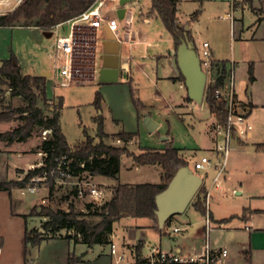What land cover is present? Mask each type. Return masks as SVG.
Listing matches in <instances>:
<instances>
[{
	"label": "rangeland",
	"instance_id": "obj_1",
	"mask_svg": "<svg viewBox=\"0 0 264 264\" xmlns=\"http://www.w3.org/2000/svg\"><path fill=\"white\" fill-rule=\"evenodd\" d=\"M23 1L24 0H0V14L13 11ZM152 1L153 0H132L128 2L130 6H134L136 2H139L141 6L144 5V12H148L152 6ZM207 1L208 0H206V2ZM228 1L232 2L233 0ZM206 2H204L205 9L203 10H200L202 6L192 2L184 3L181 10L183 15H188L195 8L196 10H199V19H192L187 16L189 18V23L187 25H189L192 34L194 33L195 45L199 51L198 53L202 52L203 42L207 40L210 42L211 46L217 50L218 54H221L224 58H228L230 61H232L233 58L237 59L239 62H237L235 68L229 65L230 72L226 81L227 89L231 90L233 86L240 98H243L246 101L250 100L257 104H264V22L256 31L254 38L251 37L241 40L237 39L238 37L235 35L236 39L234 41V37H232L233 34L231 35L232 28L230 20L219 17L220 14H224L225 7L217 9L214 6L211 7ZM237 2H246L248 4L245 9L242 8V6H239L235 12V16L245 27L251 26L257 19L253 11L256 10L254 7H259L257 8V12L261 18L264 17V5L261 6V3L264 2V0H237ZM117 5V2H111L108 7L110 8ZM224 5L226 4L224 3ZM139 13L140 11L138 9L133 11V15L136 18L134 24L135 27L140 24ZM110 15L118 17L117 13L114 12H111ZM118 21L121 25L123 34L124 19L118 17ZM159 21L161 22L162 19L159 18ZM157 23L158 22L152 27H149L146 24L143 25L145 29L153 31L151 39L154 38L155 34L161 32L156 28ZM103 29L104 28L99 31V36L97 38V58L95 65L97 78L95 80H90V82L87 83L72 84L66 87H57L55 84V77H50L49 83L47 84V93L50 101L48 103L49 107L46 109L45 113L51 114L50 109L58 105L60 96L63 97L64 104L61 111L60 123L68 144L71 147L76 146L86 139L87 134L95 137L96 142L99 141L97 136L99 128L95 119L101 118V116L98 115L99 111L93 105V101L95 99L96 91L101 90L104 96V105L101 110L106 117L104 124L105 131L116 130V123L114 119L111 118V116H116V118H123V123L126 125L127 130L138 135L139 143L142 146L155 148L153 146H158L157 144H159V142L162 144V136L169 134L173 146L188 147L193 150L194 154L193 157L189 159V165L196 173L203 176L205 185L210 191V195L214 197V201L209 202V205H207L206 200V205L207 207L209 206L208 208L212 210L217 218L231 217L234 215L231 220L237 225L238 219L242 218H239V216H242L246 210L255 209V207L260 208V206L264 207V178L262 177L261 179L263 180L259 182V178H257L250 168H240V166H237V162L239 164L238 158L240 157L238 152H235L237 151L236 147H238L236 141L237 138H232L230 141L226 171L222 174L218 187L213 188V190L211 188L214 177L218 173L217 170H209L208 168L205 170H197L195 168L196 160L200 159L203 155L210 156L211 153L208 147L213 144V141L208 135L205 123H212L214 121V116L212 115L205 99L203 102L196 101L192 104V116L194 115V117L197 118V122L191 120L190 116L186 118V121H182L179 118L178 109L177 116H163L160 111L157 109L154 110V113L160 114L162 126L158 127L153 135H150L147 128L144 126V122H140V120L138 122L137 114H133V112L136 111L134 97L140 96L143 99L148 92L153 91L152 84L145 74H134L136 79L137 77L140 79L141 91L139 95H134L130 89L121 86L114 88H101L102 85H100L98 75L101 66V48L102 43L105 40ZM69 30L70 23H65L58 33L67 34ZM167 32L168 31L165 33ZM58 33H54L52 37H47L41 29L35 27H18L15 29L14 36L8 35L6 42L11 49L10 54L12 56H17L16 54H18L19 58H22V62L26 65L24 67L25 70H32V68L36 67L35 64L37 61L43 60L47 67L56 72L53 67L54 57L49 53L52 54L55 51L54 44ZM2 41L0 34V42ZM139 49L140 50L135 53L140 55L148 53V51L154 53L157 50L154 43L148 50L145 49L144 45ZM139 61L148 63L149 60L148 58H145L139 59ZM249 64L254 65L257 80L250 81L249 79H246V76L248 77L247 69ZM146 70L151 74L150 66H146ZM39 73L42 75V71ZM125 77L127 78V76ZM207 77L208 85L209 82L214 80L215 74L207 71ZM3 87L9 89L11 92L8 86ZM176 90L177 101H180L183 96L182 94H184L186 90L181 88L179 83H177ZM24 105H26V102L22 96H6L1 103L0 111H12L14 108ZM39 105L45 108L41 98H39ZM154 105L157 107L162 106L159 102H155ZM19 117L20 113H16L13 114V117L10 120H0V135H4L0 136V145H5L6 143L7 145H9V143H20V141L9 142L7 140V134L19 125H22L23 121ZM247 121L252 124L253 131H258L259 137L257 140L264 143V106L254 109L250 115L247 116ZM189 123H192L194 127L190 126ZM42 130L43 129L36 127L33 131V135L24 141L27 143L18 150L23 153H36V157H38L37 162L43 160V156L40 155L41 149L38 148L44 140ZM241 139L244 140L246 138L243 137ZM105 142L132 151L130 148L131 145L128 146L129 144H126L124 141L118 142L115 138L111 137L107 138ZM218 142L224 143V136H220ZM252 142L253 141L250 142V148L245 150L251 163H253L256 147ZM257 151L262 152L263 150L257 148ZM196 156H198V158ZM26 169L27 168L23 167L17 168L15 173H17V175H23ZM74 182L75 179L71 177H64L63 179L59 178L58 182H56L54 177L50 176L46 183L39 184V191L37 193L29 192L26 195L21 194L18 187H12L11 192L15 195L13 201L14 205L21 206V212L31 215L27 217V222L23 216L11 218L9 204L6 201H3L2 198L0 199V239L3 248L0 264H30L29 261L31 259L32 262L34 261L32 264H42L44 261L39 262L40 257L43 258L47 254L60 249V242H46L42 247L39 245L42 241L38 244H26L24 241L25 225L27 223V228L29 230L42 229L43 223L48 217L45 215H39V211L46 212L47 209H63L69 211L71 204L74 205V210L76 212L87 213V211L83 210L86 209L87 202L77 199L75 194H73V189L75 188ZM258 186L261 188L259 189ZM261 189L262 193L259 191ZM255 195L260 197H254ZM43 200L46 201L43 202ZM193 202L194 200L192 203ZM192 203L188 207V212L181 216V222L190 224L189 230L194 233V242L188 246L183 234L185 232L183 231L173 234V232H170V225H167L162 236L163 249L168 250L171 245L179 244L183 247L184 253L191 255L195 254L199 249L203 250L206 242H211V240H213L215 233L213 230L210 232L207 231L206 216L194 208ZM88 219L95 223L101 220L99 216L88 217ZM255 219L256 224L261 225L260 223L264 222V212L256 211ZM116 225L118 226V224ZM211 225L214 227L213 221ZM67 231L68 230L63 229L58 232L56 236H66L68 235ZM74 233L75 232H72V234ZM211 233L212 238H209ZM47 235L49 236L51 234L48 232ZM218 235L219 233H217L216 237H218ZM129 242H131L130 239ZM115 244L118 245V242L116 241ZM152 244L160 245V239L154 237L146 242L144 246L145 255L149 254ZM99 247L100 246H96V248ZM110 247V244L107 245L106 250L110 249ZM119 247L120 246L118 245V248ZM119 252L121 251L119 250ZM130 260H132V256L127 254L123 260V264H128Z\"/></svg>",
	"mask_w": 264,
	"mask_h": 264
},
{
	"label": "crops",
	"instance_id": "obj_2",
	"mask_svg": "<svg viewBox=\"0 0 264 264\" xmlns=\"http://www.w3.org/2000/svg\"><path fill=\"white\" fill-rule=\"evenodd\" d=\"M187 2H192L194 4H199L202 6L200 10L205 9L204 2L206 0H177V14L179 17V22L182 26H185L189 23V17L192 18L193 14L196 11V8L189 13L188 15L182 14V5ZM206 3H208L211 7H216L217 9H221L222 7H225L224 14H220L219 17H222L223 15H226L229 11H231V2L228 0H208ZM224 3L226 5H224ZM136 5H140L139 2L135 3ZM264 5V2L261 3V6ZM144 5H140L139 7H136L134 10L138 9L140 11L139 13V21L140 24L135 27L134 24L136 22V18L133 15V19H128L126 21L124 19V31L122 34V37L120 39L114 37V35L109 31L107 27H103V31L105 34V40L102 43L101 48V66L99 70V82L101 88H114V87H124L130 89V91L134 95H139L141 91L140 86V79L137 77H134V74H145L147 79L151 82V86L153 88L152 92H148L146 96L142 99L140 96L134 97L136 111L133 112V114H137L138 122L140 120L144 122L145 117L150 116L155 122L158 123V127L162 126V120L160 119V114H156L153 111L158 110L160 113L168 116H177V109L179 110V118L182 121H186V118L190 116L191 120H194V122H197V118L192 116V104L196 102L197 100H188V90L185 85V80L183 79V73L179 67L178 60H177V48L176 43L173 35L168 31L166 28L163 20L159 21V16L154 13L152 10V6L148 12H144L143 10ZM256 10H253L257 19L255 23H253L249 27H245L242 22H239L238 18L235 16L234 19H228L231 23L232 32L231 35L234 37L235 41V35H237V39H248V38H254L256 31L260 28L261 24L264 22V17L259 18V13L257 12V8L254 7ZM236 12V11H235ZM184 13V12H183ZM120 16L123 18L124 12H120ZM200 14L198 15L199 19ZM223 18V17H222ZM161 19V18H160ZM156 22L157 23V29L161 31L159 34H155L154 38L151 39V35L153 34V31H149L143 27L144 24L148 25L149 27H152ZM18 27H35L38 29L43 30V33L47 31L46 29L40 27V26H0V34L2 37V42H0V60L6 61L11 59L12 55L10 54V47L9 44H7V37L8 35L14 36L15 29ZM102 30L99 29L97 31H90L89 33H96L99 36V31ZM164 30V31H163ZM167 33H165L166 31ZM122 31V30H121ZM238 31V32H237ZM194 41V33L192 34ZM204 42H209L205 40ZM203 42V44H204ZM155 44V47L157 50L154 53H145L143 55H140L138 53H135L136 51L140 50L139 48L144 45L145 49L148 50L152 44ZM98 44V43H97ZM210 44V42H209ZM97 46V45H96ZM210 50L212 53V57L217 60H227V67L230 72L229 65L233 68L236 67L237 62H239L237 59L233 58L232 61H230L228 58H224L221 54H218L217 50L213 48L210 44ZM51 52V51H48ZM199 52V51H198ZM91 51V57L92 56ZM52 57H54V68H55V51L51 54ZM17 60L21 66L23 74H32V75H41L39 72H49L51 75L47 78V84L49 83L50 77H55V72L51 70V68L47 67L46 63L44 61H37L36 67L32 68V70H25L24 67L26 66L24 62H22V58L20 59L18 54H16ZM78 61H89V54L86 50V46L81 44L80 46V54H78ZM97 55V54H96ZM20 60H19V59ZM148 58V63L139 61V59H145ZM230 62V63H229ZM250 65V64H249ZM146 66H150L151 74L148 73L146 70ZM249 69V67H248ZM247 69V72H248ZM134 70V71H133ZM254 74H256V69L254 67ZM127 76V78L125 77ZM255 80H257V76L255 75ZM228 79V77H227ZM226 79V81H227ZM246 79H249L246 76ZM250 80V79H249ZM56 81V79H55ZM177 83H179V86L181 88H184L186 91L184 94H182V99L180 101H177ZM101 92V90H99ZM102 93V92H101ZM221 93L226 97L227 100L234 103V107L237 110V112L245 114L246 116H249L250 113L254 110L259 108L260 106H264V104H257L250 100L246 101L243 98H240L239 94L236 92L234 87L232 86L231 90H228L225 86L221 89ZM103 95V94H102ZM60 98L63 97L60 96ZM205 99V98H204ZM204 101V100H203ZM202 101V102H203ZM155 102H159L162 104L161 107L155 106ZM104 103V96L102 99L101 107L97 108L94 104V106L98 109L99 114L103 120V123L105 124L106 117L104 115V112L101 110ZM154 103V104H152ZM64 104V102H63ZM251 104L254 106L251 107ZM209 107V106H208ZM110 113V111H109ZM213 115V113H212ZM214 116V115H213ZM95 117V116H94ZM116 123V130L115 131H104L108 134V136L105 138H115L116 140L119 139L116 134L125 131V132H131L127 130L126 125L123 123V118L120 117H113ZM96 120V119H95ZM206 128L208 131V135L210 139L213 141V144L208 147L210 151V158H211V165H209L208 169L217 170L216 163L220 159L219 153L217 151V142L220 137V135L216 134L215 126L217 124V119L214 116V121L207 122ZM190 126L194 125L192 123H189ZM145 126V125H144ZM146 127V126H145ZM158 127L153 131L149 132L150 135H153L155 131L158 129ZM258 131L252 130L251 133L246 137V139L242 140L241 138H237V146L235 152H238L239 154V164L237 162V166L240 168H250L253 173L259 178V182L262 181V177L264 178V151L259 152L257 151L258 144H264L261 143L258 139ZM162 144L159 142L157 144L158 146L154 149L163 150L168 144L172 143L171 138L169 134H166L165 136H162ZM123 141V140H122ZM256 145L255 147V156L253 157V163H251V160L247 157V153L245 150L247 148H250V142ZM125 142V141H124ZM27 142H20L18 144L15 143H7L4 145H0V181H7L9 180L10 176L15 173V170L17 168H28L30 164H36L38 163V157H36V153H23L19 148L25 145ZM126 144H129L131 150L135 153H141L144 148H148L146 146H142L139 143L138 135H135L131 140L125 142ZM134 148H133V147ZM180 149V154L188 161L189 165V159L193 157V150L188 147H177ZM237 156V154H236ZM198 158V156H196ZM190 167V165H189ZM191 168V167H190ZM192 169V168H191ZM193 170V169H192ZM164 174V170L161 164L159 163H147V164H140L131 156L128 155H122L121 156V164H120V171L116 178L104 176V175H95V181H97L99 184L104 185L107 187L109 191L112 192V195H114L115 187L118 184H129V185H136L139 183H160L162 181V177ZM200 175V174H199ZM202 178L203 176L200 175ZM203 184L204 178H203ZM212 190L215 188L214 181L212 182L211 186ZM260 189L261 187L258 186ZM208 190V189H207ZM209 191V190H208ZM260 193H262V189L259 190ZM238 193V192H237ZM14 193L7 191V190H1L0 191V199L2 198L3 201H6L10 208V217L15 218L19 216H23L24 214H27L25 212H21V206L14 205ZM254 197H260V196H254ZM214 201V197L211 195L210 202ZM15 208V209H14ZM195 208V207H194ZM20 209V210H19ZM210 210V209H209ZM212 213V221L214 222V228L212 229L215 235L213 236V240H211L210 244L213 248H221V247H227L229 249V256L228 258L223 262V264H264V222L260 223L261 225L256 224L255 219V212L260 211L264 212V207L256 208L255 209H248L246 212L242 214L241 219H238V224H234L233 220H225L226 218L230 217H223V218H217L215 214L210 210ZM188 212V208L181 214L175 215L171 218L169 224H166L164 227H161L157 216L154 218H146V217H133V216H123L119 218L114 223L113 232L110 234V240L109 243L104 244H95L92 247H88L85 243L79 241L76 242L73 238H69L66 236H56V237H50L46 238L45 240H42V242L39 244L41 247L47 242H60L59 244V250H55L52 253L47 254L43 258L40 257L39 262H43L42 264H123V260L117 261V255L118 254H124L125 257L127 254L132 256V260L128 262V264H136V253L135 249L140 244L142 245V258L144 259L147 255L144 254V246L149 239H152L154 237H157L160 239V245L158 244H152L150 249L153 246H160L161 248L163 245L162 236L164 234V229L167 225H170L171 230L170 232H173V228L178 226L181 227V231L179 232H173V234H177L180 232H185L184 238L188 246H190L194 240V233L190 232L189 227L190 224L186 222H181V216ZM234 216V215H232ZM231 216V217H232ZM27 222V221H26ZM180 223V224H179ZM118 224V226L116 225ZM27 223L25 225L24 230V241H25V234L27 229ZM217 233H219L218 237ZM221 233V234H220ZM216 237V238H215ZM209 238H212V233L209 235ZM129 239L131 242H129ZM118 242V245L120 246L118 248V245L115 244V242ZM116 245L117 248V255H114L110 249L106 250V246L110 244ZM96 246H100L99 248H96ZM2 241L0 239V261L2 258ZM119 250L121 252H119ZM166 250V249H165ZM168 250H177L183 252V247H181L179 244L171 245ZM250 251V257L247 258L245 251ZM203 250L199 249L195 254L201 253ZM124 257V258H125ZM37 261V262H38ZM30 264L34 263L32 262V259L29 261Z\"/></svg>",
	"mask_w": 264,
	"mask_h": 264
},
{
	"label": "trees",
	"instance_id": "obj_3",
	"mask_svg": "<svg viewBox=\"0 0 264 264\" xmlns=\"http://www.w3.org/2000/svg\"><path fill=\"white\" fill-rule=\"evenodd\" d=\"M93 0H24L13 11L0 14V26H40L50 30L55 24L73 19L85 11ZM152 10L164 22L168 31L173 35L176 48L182 41L188 39L195 45L191 30L186 31L185 27L179 22L177 14V0H153ZM199 11H196L192 19L198 18ZM197 50V47L195 45ZM198 52V50H197ZM227 60H217L212 57L209 71L215 74L214 80L209 82L206 88L205 100L208 103L211 113L217 119V122L224 128L228 126L229 111L228 100L225 96L219 94V91L225 86L229 75ZM250 81L255 80L254 65L250 64L248 69ZM185 80V77L183 76ZM3 86L11 88L5 89ZM22 96L26 105L16 107L12 111H0V120H10L13 114L20 113L22 125L16 127L7 134L9 142L26 141L33 135L36 127L41 129H52L51 135L42 141L38 148L46 156L43 158L42 167L29 170L27 179L32 175L42 174L44 170H51L57 165L58 158L68 155L72 160L70 163L71 173L79 175L83 171H89L93 175H104L116 178L120 171L121 156L127 154L140 164L159 163L162 165L164 174L160 183H139L136 185L118 184L115 187L114 195L111 199L100 206L93 208L92 204H87V213H78L74 205H70V210L47 209L46 212H38L39 215H45L48 219L43 223L42 229H26L25 242L38 244L42 240L50 237H56L61 230H74V234H68L66 237L73 238L76 242H83L88 247L95 244L109 243L110 234L113 232L115 221L123 216L133 217H156L157 195L167 188L176 172L186 165L188 161L180 154V149L168 144L163 150L154 148H144L141 153L128 151V149L116 147L105 142L108 134L104 131V123L101 118L96 119L98 123V138L86 135V139L71 147L64 135L60 123L63 100L56 107L50 109L51 114H46L50 98L47 93V78L41 75L23 74L21 66L15 55L11 59L4 61L0 67V106L6 96ZM39 98L43 101L45 108L39 105ZM103 95L98 90L95 94L93 104L101 107ZM188 100L191 98L188 96ZM254 105L251 104V107ZM136 133L121 131L116 134L118 138L127 142L131 140ZM4 136V135H0ZM234 136L236 132L234 131ZM257 148L264 151V144H258ZM92 156V158H90ZM85 163L82 168L80 163ZM24 183H15L13 181H0V191L8 190L12 187L23 186ZM73 194H76L75 188ZM207 187L201 186L194 198L192 205L205 216L209 214L212 219V213L206 205ZM30 214H24L27 221ZM99 216L101 220L97 223L90 221L88 217ZM226 218L222 221L230 220ZM171 218L166 224H169ZM213 220V219H212ZM48 232L51 235H47ZM136 264L143 262L142 245L135 249ZM247 258L250 257V251L246 250Z\"/></svg>",
	"mask_w": 264,
	"mask_h": 264
},
{
	"label": "built area",
	"instance_id": "obj_4",
	"mask_svg": "<svg viewBox=\"0 0 264 264\" xmlns=\"http://www.w3.org/2000/svg\"><path fill=\"white\" fill-rule=\"evenodd\" d=\"M117 2V6L108 7L109 3ZM231 11L223 18L234 19L235 11L239 6L246 8L248 5L246 2L240 3L237 0L231 2ZM140 5L130 6L129 2L124 4L121 0H93L91 5L83 11L80 15L73 19H69L64 22L55 24L50 30L54 33L64 26L65 23H70V30L67 34L58 33L55 40V84L57 87H66L72 84L87 83L90 80L97 78L96 65V51H97V38L96 33H89L90 31H97L103 27H107L114 37L120 39L122 37L121 25L118 21L120 12L123 10V19H133V11ZM111 12L117 13L118 17L110 15ZM259 18L261 16L258 15ZM81 44L86 46L90 60L78 61V54H80ZM91 51L92 56L91 57ZM199 54L200 65L202 69L207 73L209 71L212 61V53L210 50L209 42H204L203 50ZM11 90V88H10ZM221 93V90L219 91ZM224 96V95H223ZM229 120L227 128L222 127L218 122L215 126L217 135L224 136V143L217 142V151L219 153V160L216 163L217 175L214 177L215 187L219 186L220 178L226 171V162L230 148V141L232 138H246L253 130L252 124L247 121L245 114L237 112L234 107V103L228 100ZM234 131L236 136H234ZM52 133V129H43V139H47ZM118 142L122 140L117 139ZM40 155L43 158L46 153L40 151ZM92 158V156L90 157ZM71 159L68 155H63L58 158L57 165L49 170H44L42 174L32 175L27 179V173L29 170H33L44 165V160L30 164L23 175H17L13 173L9 180L15 183H24L23 186L18 187L21 194L37 193L39 191V184L46 183L50 176H53L55 181L58 182L59 178L71 177L75 179V197L80 200H84L87 204H92L93 208L102 205L104 202L112 198V192L104 185L98 184L95 181V175L89 171H83L79 175H73L71 171ZM211 158L207 155H203L200 159L195 161V168L197 170H205L211 165ZM82 168L85 167V163H80ZM207 205L210 202V191L207 190ZM46 200H43L45 202ZM209 207V206H208ZM209 209V208H208ZM88 212V208L83 209ZM212 219L209 214L206 215V228L210 232L214 227L211 225ZM181 231V227H174L173 232ZM68 234L75 232L74 230L67 231ZM111 251L114 255H117L116 245H111ZM230 252L227 247L213 248L209 241L206 242L203 251L197 254H186L177 250H165L160 246H153L149 254L144 258L141 264H223L228 258ZM124 254H118V262L124 259Z\"/></svg>",
	"mask_w": 264,
	"mask_h": 264
},
{
	"label": "water",
	"instance_id": "obj_5",
	"mask_svg": "<svg viewBox=\"0 0 264 264\" xmlns=\"http://www.w3.org/2000/svg\"><path fill=\"white\" fill-rule=\"evenodd\" d=\"M128 1L132 0H121V3L124 4ZM184 27L186 31L190 30L189 25L186 24ZM44 34L47 37H52L54 32L47 30ZM177 60L185 77L188 96L193 100L202 102L205 98L208 77L200 65V58L195 45L188 39L183 40L178 47ZM3 64L4 61L0 60V67ZM49 75L51 73L44 72L41 76L49 77ZM144 125L150 133L158 127V123L150 116L145 117ZM202 185L203 178L189 165L181 167L167 188L157 195L156 216L160 226L164 227L170 218L183 213L191 205Z\"/></svg>",
	"mask_w": 264,
	"mask_h": 264
},
{
	"label": "bare ground",
	"instance_id": "obj_6",
	"mask_svg": "<svg viewBox=\"0 0 264 264\" xmlns=\"http://www.w3.org/2000/svg\"><path fill=\"white\" fill-rule=\"evenodd\" d=\"M11 2V1H10Z\"/></svg>",
	"mask_w": 264,
	"mask_h": 264
}]
</instances>
